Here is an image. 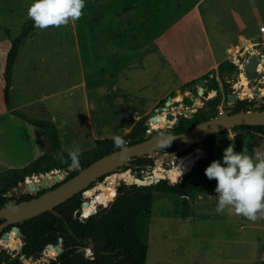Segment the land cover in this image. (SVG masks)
<instances>
[{"label": "rangeland", "instance_id": "1", "mask_svg": "<svg viewBox=\"0 0 264 264\" xmlns=\"http://www.w3.org/2000/svg\"><path fill=\"white\" fill-rule=\"evenodd\" d=\"M30 3L31 0H0V173L28 166L38 156L53 151L47 134L11 115L3 99L6 54L22 25L31 20L27 16ZM82 13L74 22L37 28L22 43L12 73L11 108L29 119L52 121L67 153L77 147L80 152L90 149L96 140L123 136L136 121L153 115L157 117L156 129L163 120L176 117L173 127L181 118H188L183 113L191 109L194 114L216 96H220L218 113H223L224 105L233 107L236 103L225 100L226 94H237L241 89L252 90L253 96L238 100L262 104L264 46L257 45L256 38L262 36L260 29L264 27V0H85ZM240 49L244 52L239 58L243 71L232 56ZM250 53L262 61L252 88L249 83L242 85L240 77L241 73L246 75ZM229 58L238 75L221 81L217 66ZM212 74L218 90L206 93ZM205 75L208 80L202 87L189 89ZM223 81L228 85L226 94ZM182 87L187 94H179ZM179 96L180 101L165 105L169 97ZM157 106L164 107L161 113L156 112ZM235 132L224 134L213 157L207 153L191 169L201 164L190 181L193 191L188 197V209L177 195L152 192L146 264H250L247 250L238 251L233 243L227 244L229 226L236 234H244L254 226L263 231L264 216L258 214L256 220H250L230 206L217 212L216 180L207 178L204 171L212 160L222 157L229 144L237 151L252 152L249 148L253 145L250 140L246 144V136L231 140ZM158 155L163 153L158 151ZM196 156L191 153L158 158L153 166L131 171L132 178L149 177L153 168L168 176L169 168L173 171L176 164ZM74 168L68 167L67 171ZM115 174L119 173L94 183L83 195L84 201L90 203L101 194L100 185L107 181L112 184L114 180L109 176ZM118 182L121 181L114 188ZM58 245L62 249V243ZM21 247L22 243L17 255H13L14 249L1 236L0 251L7 258L0 264H15L14 260L23 264ZM87 250L90 247L79 251L89 259ZM58 255V250L52 257L45 250L32 261L49 264Z\"/></svg>", "mask_w": 264, "mask_h": 264}, {"label": "trees", "instance_id": "2", "mask_svg": "<svg viewBox=\"0 0 264 264\" xmlns=\"http://www.w3.org/2000/svg\"><path fill=\"white\" fill-rule=\"evenodd\" d=\"M36 29L37 27L34 26L32 19L25 22L22 25L18 37L13 39L10 43L2 73L3 99L5 107L9 110L11 115L43 130L47 134L53 151L51 154H42L38 156L28 166L20 169H10L0 173V208L13 204L14 199L8 197V191L11 188L16 187L19 183L24 182L27 177L37 174H46L51 171L67 170L71 164L68 153L64 151L59 139L58 128L52 121L29 119L25 115L11 108L13 67L19 55L22 43L34 33ZM242 52L243 49H240L232 54V56H234L235 64L237 65L240 63L239 58L244 54V52ZM235 71L236 66L232 64L230 58L221 62L217 66V74L221 81L226 76L233 75ZM202 79L204 81L208 80V75L203 76ZM227 87L228 85L223 81L222 88L225 94L227 92ZM214 90H218V83L212 74V78L206 83V93ZM227 96L228 94H226V97ZM178 101V97H176L169 101L170 103L168 105ZM219 103L220 96L207 100L206 106L195 112L192 118H181L179 122L168 131L173 134H181L189 131L195 125L217 116ZM255 105L256 103H251L247 100H237L231 109V113L249 111V108L255 111H264V102L260 104L257 109H254ZM183 114L188 116L189 114H192V110L190 109ZM156 119L157 117L155 120H152L150 117L148 119L150 120L149 126L156 121ZM173 119L176 123L177 118L174 117ZM145 121L146 118L139 119L128 133L121 136L125 139L126 146L143 140V136L147 130ZM174 124L166 119L160 123V126L157 129L169 128ZM245 129L252 130L254 133L264 137V126H237L232 128L231 131L235 132ZM162 132L163 131L159 130L153 133V135ZM227 132V130H224L210 135L200 143L190 146L184 153L190 154L196 148H204L207 150L209 157L212 158L213 153L220 147L222 136ZM116 150L119 149L114 146L113 138L96 140L94 147L80 152L79 166L75 167V170L72 172H69L68 176L62 182L73 177L80 170L84 169L97 159ZM175 150V144L164 149H157V151H164L166 153H171ZM58 152L63 154L64 161L57 159ZM198 154L199 158L197 160L192 158L182 164L180 169L174 168L167 176V178H172L171 180H162L156 185L149 187L126 186L125 184H120L116 188L113 187L100 190L101 194H98L97 197L91 201H94L96 205L95 212L84 215V209L82 211V218H87L85 222L74 218V214L85 204L86 207H88L91 203H86L83 198L87 189L79 192L66 202L55 207L53 212H45L39 216L14 225L24 237V245L21 247L20 256H24L26 259L37 258L40 254H43L45 250L46 252L51 250L46 249L47 246L53 248L59 243V240H61L62 252L56 256V258L51 260L49 264H146L147 238L153 200L152 192L155 191L167 195H177L181 197L182 205L185 210L188 209V197L193 191L190 181L201 164L181 179H175V177H181L182 175L187 174L189 170L204 157V152L200 149ZM156 163H158V160L148 158L147 156L135 158L131 161L130 167H124L123 170L130 169L131 171L136 172L139 167L153 166ZM118 175L119 178L117 179L116 177ZM109 177H112L114 180L112 184H109L108 181L106 183L111 187L115 186L116 182L119 180L128 183L132 182L133 173L125 172L111 175ZM103 178L104 176L99 180L101 181ZM92 185L93 184H91L88 189ZM56 186L57 185H54L52 188ZM45 191L46 190L41 191V193H44ZM32 198V195L26 194L17 199L16 202L28 201ZM97 206L99 211L96 213ZM184 216L186 215L184 214ZM1 223L2 221H0V224ZM11 227L12 226H8L4 232H8ZM1 236L2 234H0V238ZM90 246L93 259L85 258L79 251L80 249H87ZM4 254V251H0V263H3L5 260L4 257L7 258ZM14 263L17 264V260H14Z\"/></svg>", "mask_w": 264, "mask_h": 264}, {"label": "water", "instance_id": "3", "mask_svg": "<svg viewBox=\"0 0 264 264\" xmlns=\"http://www.w3.org/2000/svg\"><path fill=\"white\" fill-rule=\"evenodd\" d=\"M258 43H261L263 40L261 37L256 38ZM258 68V59L255 54H252L247 60L245 64V72L246 78L249 80V86L254 87V79L257 75ZM237 73L235 72L233 77H237ZM204 84V80L198 79L195 84H191L189 89H193L195 85L202 87ZM254 93H257V90H253ZM185 88L182 87L179 90V94H184ZM264 95V90L261 92ZM191 95V94H190ZM237 94L228 95L226 100L228 102H233L238 100ZM172 98L169 97L165 105L169 104ZM259 105H255L254 109H257ZM164 107H160L156 110L157 113H161ZM224 112L218 113L217 116L210 118L204 122H201L194 127H192L189 131L181 133V134H173L168 131L169 128L159 129L163 131L160 134L152 135L153 132H157L154 129H150L149 120L145 121V126L147 130L143 136V140L132 145H128L125 147L123 151L116 150L108 155H105L84 169L80 170L73 177L62 182L67 176V170H60L64 175V178L60 179L58 175H54L53 179L49 178L42 179L39 184L35 185L33 182H27L28 178L25 179L24 182L19 183L16 187L11 188L8 191V197L14 199L13 204L10 206H5L0 208V234L4 237H8L9 232H17L19 235V239L21 240L22 246L24 245V237L20 233L19 229L14 225L18 223H22L26 220H29L33 217L39 216L45 212H53L54 208L58 205L66 202L68 199L72 198L74 195L79 192L86 190L88 192V187L91 184L97 183L99 179L103 176H107L108 174L113 173H125L131 172L130 169L123 170L124 167H130L131 161L135 158L145 157L148 158H167L169 156L175 155H186L189 153H184L190 146L194 144H198L210 135L222 132L224 130L231 131L232 128L237 126L244 127H254V126H264V111H255L251 109L249 111H239L237 113H231L232 104L223 106ZM193 114H189L188 118H192ZM156 115L151 117L152 120H155ZM169 119L172 116H168ZM172 144L176 145V150L165 156L158 155V148H167ZM199 149L196 148L193 152ZM204 152V155L207 154L206 149H200ZM205 150V151H204ZM190 153V154H191ZM68 169V168H67ZM192 169V168H191ZM191 169L189 172H191ZM75 170V168H74ZM156 168H153L151 174H155ZM169 171L172 172L171 168ZM188 172V173H189ZM158 174V173H157ZM155 176V175H154ZM151 177V176H149ZM172 178H167L165 176H156L153 178H149L148 176H140L135 177L132 182L128 183L126 181L118 182V186L120 184H125L126 186H136V187H149L156 185L162 180H171ZM175 179H181V177H175ZM54 185L56 187L52 188ZM46 190L44 193L41 191ZM30 194L33 196L32 199L28 201H22L17 203L16 200L21 196ZM86 206V204L80 209L77 210L74 214V218L80 219L82 222H85L86 219H81L82 210ZM12 226L8 232H4V230L8 227ZM61 240H59V243ZM59 246L58 244L54 247ZM20 249V248H18ZM46 249H51L50 246H47ZM90 253L88 254L89 259H93V254L90 246ZM18 250H13L12 254L17 255ZM59 254L62 252V249L58 247ZM22 260H26L24 256H21ZM33 259V258H30ZM48 264V262L46 263Z\"/></svg>", "mask_w": 264, "mask_h": 264}, {"label": "clouds", "instance_id": "4", "mask_svg": "<svg viewBox=\"0 0 264 264\" xmlns=\"http://www.w3.org/2000/svg\"><path fill=\"white\" fill-rule=\"evenodd\" d=\"M84 6L85 0H31L27 16L39 29L58 27L81 17ZM113 143L117 149H125L126 141L120 135L113 136ZM79 155L78 147L68 153L70 167L79 166ZM57 159L64 161L63 154L58 152ZM204 171L207 178L216 180L217 212L230 206L250 220H256L258 214L264 216V150L237 151L229 144L222 157L212 160Z\"/></svg>", "mask_w": 264, "mask_h": 264}, {"label": "crops", "instance_id": "5", "mask_svg": "<svg viewBox=\"0 0 264 264\" xmlns=\"http://www.w3.org/2000/svg\"><path fill=\"white\" fill-rule=\"evenodd\" d=\"M242 136L247 137V143H244L248 144L249 140L252 143L253 146L249 148V150H253V148L264 150V137L254 133L249 129L236 131L231 140L235 139L236 137ZM225 141L229 142L230 140ZM253 142L255 143L253 144ZM260 144H262L263 146ZM191 219L192 216H190L189 222H191ZM223 220H226V217H224ZM229 227L232 230L233 226ZM231 230L228 231L229 238L227 239V244L233 243L235 245V249H238V251L241 249L247 250L248 253H250V260L248 261L250 264H264V230H258V226H254L252 227V229L248 227V231L244 234H236L235 232H231ZM219 234L220 233L218 232L216 233V235ZM221 237L223 238V236H220V238Z\"/></svg>", "mask_w": 264, "mask_h": 264}, {"label": "bare ground", "instance_id": "6", "mask_svg": "<svg viewBox=\"0 0 264 264\" xmlns=\"http://www.w3.org/2000/svg\"><path fill=\"white\" fill-rule=\"evenodd\" d=\"M262 40L264 41V33H263V35H262ZM252 47H250V50H252L251 49ZM236 49H238V48H236ZM251 55L252 54H255V53H250ZM248 58H249V56H248ZM262 64V61H260V60H258V68H257V71H261V65ZM239 67H240V70H242L243 71V65H241V63H239V65H238ZM240 77H241V79H242V85H247L248 84V82H247V80H246V75H245V73H241L240 74ZM263 83H264V78H263ZM238 86V85H237ZM234 87V86H233ZM247 87V86H246ZM252 88V87H251ZM185 94H187V93H185ZM237 95H238V97H243V96H248V97H252L253 96V92H252V90H246V89H241L240 90V92L239 93H237ZM259 96V95H258ZM178 100L180 101L181 100V97L179 96L178 97ZM197 104V103H196ZM192 113H193V110H192ZM149 122H150V120H149ZM170 122L172 123V124H174L175 123V120L174 119H171L170 120ZM157 125H158V122H157V120L156 121H154L149 127H150V129H156V127H157ZM199 149H197L196 151H195V153L194 154H197V156H196V158H195V160H197L198 158H199ZM193 154V153H192ZM187 155V154H186ZM184 156V155H183ZM180 160V158H178V161ZM182 166V164H176V166H175V168L176 169H180V167ZM158 173V174H157ZM54 175H58L59 176V178L60 179H62L63 177H64V175L61 173V172H59V171H53L52 173H51V175H45V176H37V177H32V178H28L27 180V182L29 183V182H33L35 185H37V184H39V182L42 180V179H44V178H49L50 180H52L53 179V176ZM155 175V176H154ZM154 175H152L151 174V177H148V179L149 178H153V177H156V176H165V177H167V174H166V172H163V171H158L157 169L155 170V174ZM135 178V177H134ZM133 178V179H134ZM133 181V180H132ZM114 186H109V185H105V184H102V185H100V187H99V190H103V189H110V188H113ZM84 209V215H88V214H91V213H93V212H95V210H96V205H95V203H94V201L93 202H91L90 204H89V206L88 207H84L83 208ZM81 219H87L86 217H83L82 218V215H81ZM6 243L8 244V246L10 247V248H12V249H14V250H18V248L20 247V239H19V235H18V233L17 232H14V231H12V233L11 234H9L8 235V237L6 238ZM5 247V246H4ZM58 247L59 246H57V247H53L51 250L50 249H48V250H50V251H48V252H46V254L47 255H49V256H54L55 254H56V251L58 250ZM87 253H89V251L87 250ZM44 261V260H43ZM23 264H33V261H32V259H26V260H24L23 261ZM38 264V263H37ZM42 264V263H41Z\"/></svg>", "mask_w": 264, "mask_h": 264}, {"label": "built area", "instance_id": "7", "mask_svg": "<svg viewBox=\"0 0 264 264\" xmlns=\"http://www.w3.org/2000/svg\"><path fill=\"white\" fill-rule=\"evenodd\" d=\"M260 33L261 34H263L264 33V27H262L261 29H260ZM258 44H260L261 46H264V41H262L261 43H257V45ZM157 130H159V129H155V131H157ZM53 171H51V173H52ZM40 176H42L41 174H40Z\"/></svg>", "mask_w": 264, "mask_h": 264}, {"label": "flooded vegetation", "instance_id": "8", "mask_svg": "<svg viewBox=\"0 0 264 264\" xmlns=\"http://www.w3.org/2000/svg\"><path fill=\"white\" fill-rule=\"evenodd\" d=\"M264 102V95H262V103ZM161 106H157L156 107V109H158V108H160ZM169 130V129H168ZM153 133H155V132H153ZM153 133H152V135H153ZM159 152H162L163 153V156H165L166 154H169V153H166V152H164V151H159ZM162 156V157H163ZM152 159H155V158H152ZM105 177V176H104Z\"/></svg>", "mask_w": 264, "mask_h": 264}]
</instances>
